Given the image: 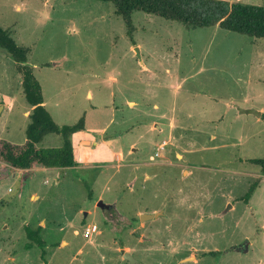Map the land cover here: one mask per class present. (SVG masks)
<instances>
[{
	"label": "rangeland",
	"instance_id": "1",
	"mask_svg": "<svg viewBox=\"0 0 264 264\" xmlns=\"http://www.w3.org/2000/svg\"><path fill=\"white\" fill-rule=\"evenodd\" d=\"M131 24L109 2L0 0L52 120H84L75 167L0 163V264H129L125 252L134 264H264V174L250 163L264 157V39L139 11ZM15 67L0 49V139L20 145L31 109ZM26 226L43 257L24 249Z\"/></svg>",
	"mask_w": 264,
	"mask_h": 264
},
{
	"label": "trees",
	"instance_id": "2",
	"mask_svg": "<svg viewBox=\"0 0 264 264\" xmlns=\"http://www.w3.org/2000/svg\"><path fill=\"white\" fill-rule=\"evenodd\" d=\"M112 3L115 13L131 28V15L135 11L182 24L188 28L218 27L255 39H264V7L224 0H97ZM0 49L14 62L21 79V91L31 111L25 131V142L14 145L0 139V163L11 170L41 168H73L76 166L71 137L84 130V120L75 125L58 126L44 106L41 87L27 65L29 51L18 45L9 32L0 26ZM264 120V114L261 115ZM48 135L61 138L59 148L39 149L37 146ZM250 163L260 167L264 174V157ZM252 185L245 198L247 203L255 189ZM26 226L24 249L37 247L44 256L45 243L40 230Z\"/></svg>",
	"mask_w": 264,
	"mask_h": 264
},
{
	"label": "water",
	"instance_id": "3",
	"mask_svg": "<svg viewBox=\"0 0 264 264\" xmlns=\"http://www.w3.org/2000/svg\"><path fill=\"white\" fill-rule=\"evenodd\" d=\"M97 206L100 209H108V206H105L101 201L97 203ZM159 215H162V213H156V214H142L140 215V221H149L151 219L157 218ZM122 258L126 260L129 264L137 263L138 261L129 253L125 252L123 253Z\"/></svg>",
	"mask_w": 264,
	"mask_h": 264
},
{
	"label": "built area",
	"instance_id": "4",
	"mask_svg": "<svg viewBox=\"0 0 264 264\" xmlns=\"http://www.w3.org/2000/svg\"><path fill=\"white\" fill-rule=\"evenodd\" d=\"M166 145L165 142H163L161 145H160V148L164 147ZM96 230V227H92L91 229L88 228L87 232L84 234L85 236H88L89 232H94Z\"/></svg>",
	"mask_w": 264,
	"mask_h": 264
},
{
	"label": "crops",
	"instance_id": "5",
	"mask_svg": "<svg viewBox=\"0 0 264 264\" xmlns=\"http://www.w3.org/2000/svg\"><path fill=\"white\" fill-rule=\"evenodd\" d=\"M44 100V99H43ZM170 121V120H169ZM211 138L213 139V141L215 140V138H214V136L212 135L211 136ZM163 142H165V141H163ZM41 169H46V168H41ZM151 212H153V211H151ZM150 213V212H149ZM143 214H145V213H143ZM142 215V214H141Z\"/></svg>",
	"mask_w": 264,
	"mask_h": 264
}]
</instances>
